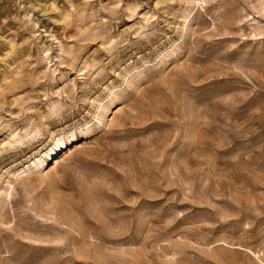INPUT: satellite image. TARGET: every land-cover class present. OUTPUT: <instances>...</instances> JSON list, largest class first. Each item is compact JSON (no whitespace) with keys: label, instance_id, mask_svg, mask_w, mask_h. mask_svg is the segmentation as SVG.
<instances>
[{"label":"rangeland","instance_id":"374dc122","mask_svg":"<svg viewBox=\"0 0 264 264\" xmlns=\"http://www.w3.org/2000/svg\"><path fill=\"white\" fill-rule=\"evenodd\" d=\"M0 264H264V0H0Z\"/></svg>","mask_w":264,"mask_h":264},{"label":"bare ground","instance_id":"6f19581e","mask_svg":"<svg viewBox=\"0 0 264 264\" xmlns=\"http://www.w3.org/2000/svg\"><path fill=\"white\" fill-rule=\"evenodd\" d=\"M54 146H55V149L51 148V149H49V151L44 152V154L53 157L52 161H51L52 165L49 167L48 171L56 168L57 164L59 163V155L62 154L63 150H66L65 142L63 139H57ZM81 147H82V145H76V147H74L73 150H70V149H68V150L71 153L72 151L77 150L78 148H81ZM58 152H59V154L56 155ZM45 165H46L45 161L42 160L40 157H38L36 159V161H34L33 163L30 164L28 171L32 172L34 170H41L45 167ZM46 168H48V166Z\"/></svg>","mask_w":264,"mask_h":264}]
</instances>
